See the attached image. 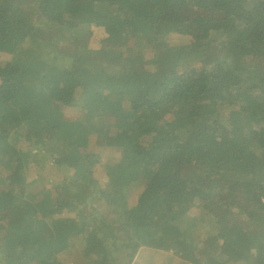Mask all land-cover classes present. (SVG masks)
Returning <instances> with one entry per match:
<instances>
[{
    "label": "trees",
    "instance_id": "trees-1",
    "mask_svg": "<svg viewBox=\"0 0 264 264\" xmlns=\"http://www.w3.org/2000/svg\"><path fill=\"white\" fill-rule=\"evenodd\" d=\"M191 1L0 0V264H264V0Z\"/></svg>",
    "mask_w": 264,
    "mask_h": 264
},
{
    "label": "rangeland",
    "instance_id": "rangeland-1",
    "mask_svg": "<svg viewBox=\"0 0 264 264\" xmlns=\"http://www.w3.org/2000/svg\"><path fill=\"white\" fill-rule=\"evenodd\" d=\"M181 1H183L184 4H187L191 0H181ZM197 1L198 0H196V3ZM213 2L216 3V1H213ZM191 5H192L191 7L196 5L194 0L191 1ZM204 5H207V4H204ZM174 37L178 38V40H182L181 35L179 34H175ZM54 154H55V149L52 147V149H48L42 154H38L35 157L36 161L39 164V167L44 169V171L40 172L36 176L46 181L44 182V185H43L45 188H49V186H52V183L56 182L58 180V177H61V176L63 177V175L64 174L66 175L67 173L65 166L61 164L56 165V166L53 165L54 159H55ZM25 161L28 163L30 159H25ZM63 180L66 181L67 177L65 176ZM112 185H117L118 187L121 186V179L118 177H115L114 179H112ZM66 195H68L69 197V193H66ZM69 212H73V208L70 209ZM146 250H149V251H146ZM146 250L142 251L141 255L138 254L136 256V259L139 258L138 264H175V258L173 254L170 252H161V251L150 250V249H146ZM148 253H153L156 256L153 259L151 257H148V259H145L147 258L146 256ZM66 260L68 262H71V264H74L73 260H71L70 258H66Z\"/></svg>",
    "mask_w": 264,
    "mask_h": 264
}]
</instances>
